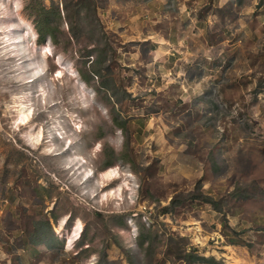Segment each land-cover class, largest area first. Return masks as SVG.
Wrapping results in <instances>:
<instances>
[{
	"label": "rangeland",
	"instance_id": "1",
	"mask_svg": "<svg viewBox=\"0 0 264 264\" xmlns=\"http://www.w3.org/2000/svg\"><path fill=\"white\" fill-rule=\"evenodd\" d=\"M0 264H264V0H0Z\"/></svg>",
	"mask_w": 264,
	"mask_h": 264
},
{
	"label": "bare ground",
	"instance_id": "2",
	"mask_svg": "<svg viewBox=\"0 0 264 264\" xmlns=\"http://www.w3.org/2000/svg\"><path fill=\"white\" fill-rule=\"evenodd\" d=\"M45 49V47H44ZM48 50V49H47ZM43 52V51H42ZM60 74V72H59ZM40 93L39 95L43 96V94L45 93L43 88H41L40 90H38ZM40 96V97H41ZM43 99V98H42ZM18 112V118H17V121H15L16 125H20V124H26L28 119L31 118L32 114H33V111L31 108H25V105L24 104H20L19 105V109L17 110ZM29 122V121H28ZM32 126L30 127V130L29 132L27 133V142H30L29 144L30 145H33V146H39L43 143L44 141V138H43V133L38 131L36 135H34V133H32ZM61 133V132H60ZM63 134V132L61 133ZM50 135V134H49ZM52 136H50L48 138V140L45 142V143H49L47 145V151L49 152H53L55 151L52 147V144H51V141H52ZM62 138V137H60ZM59 138V139H60ZM63 138H66V136ZM51 139V140H49ZM63 140V139H62ZM66 140V139H65ZM70 147V146H68ZM67 147V149L65 150L64 153H67V151H69L70 149ZM73 152V151H72ZM76 153V152H75ZM77 155V154H76ZM71 161V167L74 166L75 170H79L81 168V163L78 161V157L77 156H74L72 155V159L70 160ZM83 163V162H82ZM83 165V164H82ZM67 167V166H66ZM69 169V167H68ZM82 169V168H81ZM70 171V170H69ZM71 172V171H70ZM72 173V172H71ZM81 173L83 174L82 176L84 177V179H87L88 176L91 177V171L88 172V171H85V170H81ZM80 174V171L79 173ZM81 175V174H80ZM120 176H119V173L118 171H116V169L114 168H108V169H105L104 171L101 172V175H100V178H101V184H102V187H106L107 186V183L109 181H112V180H116L118 179ZM92 178V177H91ZM90 179V178H89ZM86 181V180H85ZM126 186H129L127 182H123V184L121 185H118L115 189L112 188L110 189L109 193H105L104 195H102V198L101 199H104V200H107L109 197H112V194L115 193V190L121 194V192L124 190V188H126ZM62 224L59 225L58 228H56V232H59L60 228H61ZM82 229H81V225L79 223V221H77L75 223V227L73 229V232L71 235H68V240H67V244H66V248L69 249L72 245V243L78 238V236H80V233H81Z\"/></svg>",
	"mask_w": 264,
	"mask_h": 264
},
{
	"label": "crops",
	"instance_id": "3",
	"mask_svg": "<svg viewBox=\"0 0 264 264\" xmlns=\"http://www.w3.org/2000/svg\"><path fill=\"white\" fill-rule=\"evenodd\" d=\"M200 22H202V23H200ZM200 22L199 23H196V27H195L196 29H198V31L203 32L206 29H210V25L212 23L211 24H207L203 20H200ZM166 47H167V50L166 51L167 52H170V53H168V55H165V57H162L163 54L161 52H159V51H162V50L159 49V48H157V47H156V50L155 51L150 52V56H152L154 60H159L160 62H163L164 59H166V62L168 60H171L172 61L173 60V56H175V55H173V53L171 51H169L170 48H171V44H167ZM156 56H159V57L156 58ZM155 62H157V61H155Z\"/></svg>",
	"mask_w": 264,
	"mask_h": 264
}]
</instances>
